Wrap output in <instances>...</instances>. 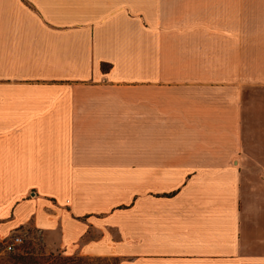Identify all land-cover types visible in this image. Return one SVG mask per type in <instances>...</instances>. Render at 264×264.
I'll list each match as a JSON object with an SVG mask.
<instances>
[{
  "label": "crops",
  "instance_id": "0c3cea01",
  "mask_svg": "<svg viewBox=\"0 0 264 264\" xmlns=\"http://www.w3.org/2000/svg\"><path fill=\"white\" fill-rule=\"evenodd\" d=\"M28 225L264 264V0H0V237Z\"/></svg>",
  "mask_w": 264,
  "mask_h": 264
},
{
  "label": "rangeland",
  "instance_id": "374dc122",
  "mask_svg": "<svg viewBox=\"0 0 264 264\" xmlns=\"http://www.w3.org/2000/svg\"><path fill=\"white\" fill-rule=\"evenodd\" d=\"M18 233L22 238L21 244L11 251L5 249L9 236L0 237V264H118V260L112 257L65 255L52 237L47 238L31 225Z\"/></svg>",
  "mask_w": 264,
  "mask_h": 264
},
{
  "label": "built area",
  "instance_id": "2783aa9c",
  "mask_svg": "<svg viewBox=\"0 0 264 264\" xmlns=\"http://www.w3.org/2000/svg\"><path fill=\"white\" fill-rule=\"evenodd\" d=\"M22 238L18 231H12L5 242V249L8 251L14 250L19 244H21Z\"/></svg>",
  "mask_w": 264,
  "mask_h": 264
},
{
  "label": "trees",
  "instance_id": "16d2710c",
  "mask_svg": "<svg viewBox=\"0 0 264 264\" xmlns=\"http://www.w3.org/2000/svg\"><path fill=\"white\" fill-rule=\"evenodd\" d=\"M29 258H31V256H30ZM24 263H25V262H24Z\"/></svg>",
  "mask_w": 264,
  "mask_h": 264
}]
</instances>
